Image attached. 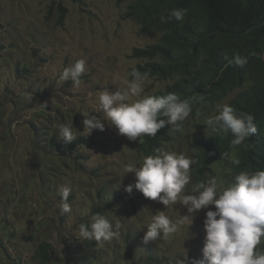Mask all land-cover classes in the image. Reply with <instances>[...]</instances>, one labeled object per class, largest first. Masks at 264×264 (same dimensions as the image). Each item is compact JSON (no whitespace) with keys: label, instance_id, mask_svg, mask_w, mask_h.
Segmentation results:
<instances>
[{"label":"rangeland","instance_id":"obj_1","mask_svg":"<svg viewBox=\"0 0 264 264\" xmlns=\"http://www.w3.org/2000/svg\"><path fill=\"white\" fill-rule=\"evenodd\" d=\"M126 5L117 0H0V264H38L40 242L49 243L46 264H127L139 254L144 264L202 258L203 220L214 206L197 212L175 234L144 243L153 215L164 211L175 222L187 214L186 207L179 200L165 207L135 188L125 192L135 182L127 167L145 156L136 150L138 139L128 140L108 123L90 134L83 127L89 113L103 119L97 112L99 92L124 88L132 79L130 68L139 60L129 57L131 49L158 36L123 18ZM79 59L86 68L77 88L71 80L60 81L59 74ZM165 84L148 77L143 94ZM25 93H32V102ZM225 103L191 112L179 130L170 125L160 149L191 158V141L208 133L206 119ZM61 125H73L84 139L73 149L64 143L57 151L48 142L62 141ZM233 156L209 163L199 176L191 165L185 192L211 178L227 186ZM65 186L71 189L67 213L61 207ZM93 214L105 216L119 235L102 243L79 240V224L89 223Z\"/></svg>","mask_w":264,"mask_h":264},{"label":"clouds","instance_id":"obj_2","mask_svg":"<svg viewBox=\"0 0 264 264\" xmlns=\"http://www.w3.org/2000/svg\"><path fill=\"white\" fill-rule=\"evenodd\" d=\"M185 15V9L173 8L159 19L161 23H169L173 19L182 22ZM254 55L255 52L247 56L235 54L232 58L225 55V66L244 67ZM85 68L86 61L79 59L63 69L59 80H71L78 88ZM131 76V80L125 81L124 88L98 93L97 112L103 119L101 115L92 113L84 116L82 123L86 134L93 130L103 131L105 123H108L117 129L119 135L135 141L145 134L155 137L167 125L179 130L180 123L189 117L193 99L180 100L175 93L144 95L148 73L133 68ZM25 96L29 103L32 102V93H25ZM194 99L203 101L204 96L198 94ZM206 127L210 134L231 133L233 138L229 146L233 151L247 148L246 141L257 133L254 116L237 112L227 103L217 105L215 114L206 119ZM59 136L65 144L72 143L77 138V131L73 125H61ZM195 162L185 154L156 149L154 155L142 157L138 165L127 167L126 173H133L135 182L125 186V192L130 194L135 188L143 197L158 201L165 207L176 205L179 200L187 210V214L179 215L175 222L164 211H158L146 226L144 243L158 240L161 234L165 237L175 234L178 226L186 222L189 226L197 212L212 205L214 210H208L203 220L202 258L182 259L181 264H264V250L257 247L264 241V170L239 172L227 186H221L216 178L201 180L186 193V186L191 181L190 166ZM232 163L239 165L240 160L234 157ZM70 192L67 186L61 189V207L65 213L71 211L67 202ZM118 235L112 223L100 214H93L89 223L78 226L81 241L102 243Z\"/></svg>","mask_w":264,"mask_h":264},{"label":"trees","instance_id":"obj_3","mask_svg":"<svg viewBox=\"0 0 264 264\" xmlns=\"http://www.w3.org/2000/svg\"><path fill=\"white\" fill-rule=\"evenodd\" d=\"M127 1L123 18L134 21L141 32L157 33L156 40L142 47H133L129 57L139 62L131 66L148 77L166 84L148 95L175 93L180 100L193 99L192 112H207L222 100L237 112L254 116L257 133L246 144L233 151L231 133L196 136L191 141V159L197 176L208 164L233 154L239 165L229 163L231 180L239 172L264 170V0H117ZM173 8L186 10L182 22L173 19L161 23L159 17ZM255 52L244 67L228 66L225 55L247 56ZM131 75V73H130ZM202 94L203 101L194 99ZM170 125L159 130L155 137L137 138L136 150L152 155L169 137ZM211 135V136H208ZM84 138L77 136L68 143L73 149ZM57 151L64 142H48ZM264 250V241L260 244ZM38 264L49 262V243L40 242L35 248ZM148 253L146 258H148ZM138 255L127 264H144Z\"/></svg>","mask_w":264,"mask_h":264}]
</instances>
